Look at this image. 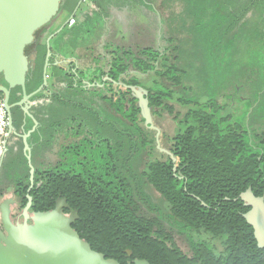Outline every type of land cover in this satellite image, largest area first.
Returning a JSON list of instances; mask_svg holds the SVG:
<instances>
[{
  "label": "trees",
  "instance_id": "obj_1",
  "mask_svg": "<svg viewBox=\"0 0 264 264\" xmlns=\"http://www.w3.org/2000/svg\"><path fill=\"white\" fill-rule=\"evenodd\" d=\"M223 2L231 5L229 12H221L232 17L230 29L217 24V29L225 31L219 37L220 30L214 31L211 25L214 50L207 48L217 57H243V84L251 90L244 106L238 104L231 112L219 102L218 96L229 89L223 83L207 92L205 100L190 94L193 75L166 47H146L133 57L124 52L125 57L115 58L119 69L112 73L114 78L146 87L153 115L166 112L176 121L171 152L177 164L171 156L165 161L155 156L143 168L138 166L146 151L158 150L156 131L144 124L130 89L119 84L118 95L101 96L117 112L114 120L111 113L108 118L99 112H79L89 134L71 147L70 167L57 177L56 185L78 212L73 228L93 249L121 264L135 258L151 264H264V248L258 246L254 229L244 217L249 207L239 198L249 187L256 195L264 193V129L256 127L264 126V0ZM249 13L250 21L245 20ZM234 31L235 36L229 37ZM255 73L256 79H250ZM140 75H154L152 85L144 84ZM0 82L5 83L2 75ZM41 82L42 67L27 91H34ZM233 91L227 96L236 94L237 88ZM21 97L17 86L10 101ZM176 104L185 110H177ZM22 162L7 161L3 181L28 185V174L18 178L11 172ZM49 179L43 182L38 177L34 191L49 189ZM147 185L162 196L165 207L153 200ZM47 204L42 209L55 206ZM177 236L187 240V250Z\"/></svg>",
  "mask_w": 264,
  "mask_h": 264
},
{
  "label": "flooded vegetation",
  "instance_id": "obj_2",
  "mask_svg": "<svg viewBox=\"0 0 264 264\" xmlns=\"http://www.w3.org/2000/svg\"><path fill=\"white\" fill-rule=\"evenodd\" d=\"M133 1L63 0L57 14L35 32L34 40L26 47V53L30 60L26 86L33 81L41 67L43 82L46 63L47 86L31 99L33 103L31 113L37 119V124L31 118H27L25 125L23 126L21 123L18 127L15 123V113L18 108L15 107L12 110L14 129L18 134L9 133L0 155V159L1 157L3 159L0 167V229L3 233L6 234L3 224V208L6 209L14 224L23 223L25 221L24 209L30 195L32 199L27 219L30 224L33 223L32 217L36 212L48 211L42 209L48 205L47 203H56L61 198L67 200L62 195L60 187L56 185V180L61 174H66L70 167L73 144L82 143L89 134L79 112L84 111L85 115L88 110L99 112L102 116L107 115L108 118H111V113L112 120H114V115L118 116L111 104L101 96L104 94L118 95L119 80L115 79L112 74L118 72L119 69L115 58L124 52H128L129 57L136 54L134 45L129 44L125 45L127 48H122L119 42L115 41L114 36L118 38L119 25L112 22V19L117 15L114 14L115 9L129 6V4L133 5ZM142 1L145 2V0ZM147 2L145 5H150V2ZM146 47L151 46L144 45L142 49ZM133 73L134 71L131 72V74ZM46 92L49 97L43 100V95ZM193 92L197 93V90L192 89L190 94L194 95ZM37 95L39 96L37 97ZM227 95L222 94L221 96H225L232 102L234 98H239L243 102V94L240 93V89H237L234 95ZM232 106L238 107V104L233 103ZM63 111L65 112L63 113ZM27 131H31L27 142L31 148L30 160L34 166L32 187L30 164L27 152L24 151V139L21 136ZM172 136L168 138L166 146L161 143V146L170 152ZM157 150L158 154L146 151L145 164L155 156L163 161L167 160L168 156L174 158L173 154L170 155L158 148ZM24 159L27 161L26 164H24ZM9 160L23 161L21 165L12 168L11 172L14 177L18 178L28 174V185H21L17 181H3L4 165ZM173 162L176 163L177 158ZM179 172L181 173V170ZM38 177H41L43 182L46 177L50 178L49 189L43 190L41 193L34 191ZM24 179L26 182L27 179ZM65 209H63L64 213L69 214V210L66 212Z\"/></svg>",
  "mask_w": 264,
  "mask_h": 264
},
{
  "label": "water",
  "instance_id": "obj_3",
  "mask_svg": "<svg viewBox=\"0 0 264 264\" xmlns=\"http://www.w3.org/2000/svg\"><path fill=\"white\" fill-rule=\"evenodd\" d=\"M63 0H0V75L5 83L0 82V92L8 112L9 133L17 135L14 129L13 108L20 107L23 112L22 124L31 118L35 124L37 119L31 113L32 97L47 86V63L44 67L42 84L33 92L27 91V75L30 71V60L26 47L34 40L35 32L48 23L59 11ZM49 55V52H48ZM48 58V56H47ZM119 84L130 89L138 99L144 124L156 131V146L159 150L172 155L161 146V128L154 123L152 109L149 104V90L142 85ZM21 87L22 97L11 102V92ZM31 131L21 135L24 139L27 157L30 164L31 187L34 182V166L31 163V148L27 142ZM6 147V145H5ZM176 158L174 157L173 160ZM0 159V167L2 165ZM30 187V188H31ZM249 210L244 213L247 222L254 229V236L260 248H264V193L256 195L252 188H247L239 196ZM32 197L24 209L25 221L14 224L5 208L3 224L6 234L0 229V264H121L117 259L106 257L103 252L92 248L73 228L72 223L79 217L76 209H72L65 198L58 199L53 209L36 212L33 223H28V209ZM202 205L207 206L205 202ZM67 208L69 214L63 209ZM129 255L132 250L127 251ZM127 264H151L147 259L135 258Z\"/></svg>",
  "mask_w": 264,
  "mask_h": 264
},
{
  "label": "rangeland",
  "instance_id": "obj_4",
  "mask_svg": "<svg viewBox=\"0 0 264 264\" xmlns=\"http://www.w3.org/2000/svg\"><path fill=\"white\" fill-rule=\"evenodd\" d=\"M146 1L150 2V5H145ZM145 2L134 0L133 5L129 4V6L115 9L114 14L117 15L113 19L111 18L113 23L119 25L118 38L114 36L115 41H118L122 48L129 44L134 45L136 54L144 45L168 48L169 54L188 70L189 76L193 75L190 83L197 90V93L193 92L194 96H199L201 100H205L207 92H212L214 88L223 83L229 89L222 94H231L234 92L233 88L236 87L243 94V102L239 98H234L232 102L221 94L218 96L219 102L225 103L228 106L227 110L231 112L237 108L232 106L233 103L244 106L245 98L248 99L251 90L249 84H243V57L236 58L230 54L226 57L210 55L214 44L212 46L210 42L213 33L209 30L211 25L214 31L230 29L232 17L230 19L227 15L221 14L222 11L229 12L228 10H231L230 3L226 4L223 0H145ZM238 11H240L239 7ZM223 16L225 18L221 22ZM248 18L250 21V13L245 20ZM217 24L221 25L220 29H217ZM240 29H242L241 24L235 30L239 32ZM236 31L229 37L233 38L237 33ZM220 32L219 37H223L225 31L220 30ZM219 37L217 36V38ZM239 77L242 78V83ZM250 77V79H256L257 73ZM140 79L144 84L152 85L155 77L154 75H140ZM206 82L211 87L207 88ZM199 86L202 87L201 90H204L203 93L198 92ZM48 97V92H46L42 99ZM176 107L179 111L184 110L178 104ZM154 119L156 125L162 130L161 143L166 146L169 141L168 138L176 132V122L166 112L162 115H154ZM256 127L260 130L264 129L263 124H257ZM155 153L158 154L159 152L155 150ZM146 160L145 152L138 166L143 168ZM146 190L157 203L163 207L167 205L166 201L151 185H147ZM176 238L179 245L187 250V240L183 236Z\"/></svg>",
  "mask_w": 264,
  "mask_h": 264
},
{
  "label": "built area",
  "instance_id": "obj_5",
  "mask_svg": "<svg viewBox=\"0 0 264 264\" xmlns=\"http://www.w3.org/2000/svg\"><path fill=\"white\" fill-rule=\"evenodd\" d=\"M8 125V112L3 102V97L0 96V155L4 147V143L9 137Z\"/></svg>",
  "mask_w": 264,
  "mask_h": 264
},
{
  "label": "crops",
  "instance_id": "obj_6",
  "mask_svg": "<svg viewBox=\"0 0 264 264\" xmlns=\"http://www.w3.org/2000/svg\"><path fill=\"white\" fill-rule=\"evenodd\" d=\"M250 15H251V13H250ZM193 16H195L194 13H193ZM160 30H162V29H160ZM22 119H23L22 111L20 110V108H18L16 110V113H15V123L17 124L18 127H20V125L22 123Z\"/></svg>",
  "mask_w": 264,
  "mask_h": 264
}]
</instances>
